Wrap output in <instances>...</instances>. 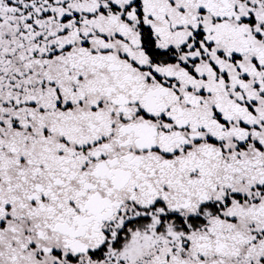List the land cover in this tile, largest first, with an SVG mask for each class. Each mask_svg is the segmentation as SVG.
Wrapping results in <instances>:
<instances>
[{"label": "snow or ice", "instance_id": "snow-or-ice-1", "mask_svg": "<svg viewBox=\"0 0 264 264\" xmlns=\"http://www.w3.org/2000/svg\"><path fill=\"white\" fill-rule=\"evenodd\" d=\"M0 264H264V0H0Z\"/></svg>", "mask_w": 264, "mask_h": 264}]
</instances>
